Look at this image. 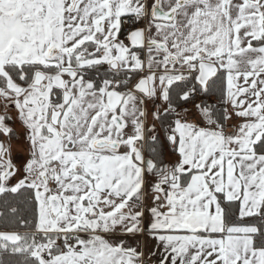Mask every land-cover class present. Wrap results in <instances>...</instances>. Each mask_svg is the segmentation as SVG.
<instances>
[{"label": "snow or ice", "instance_id": "6c2138e0", "mask_svg": "<svg viewBox=\"0 0 264 264\" xmlns=\"http://www.w3.org/2000/svg\"><path fill=\"white\" fill-rule=\"evenodd\" d=\"M0 264H264V0H0Z\"/></svg>", "mask_w": 264, "mask_h": 264}]
</instances>
